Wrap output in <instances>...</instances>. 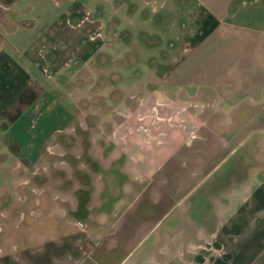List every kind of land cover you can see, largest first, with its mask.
Returning a JSON list of instances; mask_svg holds the SVG:
<instances>
[{
    "label": "crops",
    "instance_id": "1",
    "mask_svg": "<svg viewBox=\"0 0 264 264\" xmlns=\"http://www.w3.org/2000/svg\"><path fill=\"white\" fill-rule=\"evenodd\" d=\"M8 3L0 21V136L13 151L5 167L37 159L61 129L41 130L56 104L36 78L42 61L49 57L54 73L72 58L90 59L92 44L103 43L90 37L91 22H77L81 32L67 25L68 15L85 13L73 0ZM172 9L180 31L152 52L150 100L139 104L154 112L139 118L147 139L136 129L118 141L126 173L130 166L144 179L133 188L136 232L153 210L159 215L134 264H264V0H180ZM63 114L59 108L52 117L62 126ZM227 155L233 161L210 175ZM195 187L199 198L183 200Z\"/></svg>",
    "mask_w": 264,
    "mask_h": 264
},
{
    "label": "rangeland",
    "instance_id": "2",
    "mask_svg": "<svg viewBox=\"0 0 264 264\" xmlns=\"http://www.w3.org/2000/svg\"><path fill=\"white\" fill-rule=\"evenodd\" d=\"M8 1L14 0H0V21L8 14L1 10L8 8ZM177 1L73 0L78 13H85L81 19L68 15L67 25L81 32L83 27L75 24L91 22L95 26L90 37L103 38V43L92 44L90 59L72 58L54 73L49 57L42 61L45 71L36 78L56 104L42 115L46 129L41 130L61 129L37 159H12L6 174L4 157L13 147L0 136V264H134L145 255L154 234L150 226L159 215L153 210L136 232L133 188L144 179L133 167L126 173L128 159L119 158L118 141L136 129L148 136L139 118L154 112L139 104L150 100L152 52L156 47L164 51L180 31L179 15L172 9ZM59 108L67 118L63 126L62 120L52 118ZM134 119L136 124L129 123ZM33 131L39 134L37 125ZM28 141L29 135L24 136L23 147ZM232 161L231 155L225 156L210 175H218ZM199 193L195 187L183 200L194 202Z\"/></svg>",
    "mask_w": 264,
    "mask_h": 264
}]
</instances>
